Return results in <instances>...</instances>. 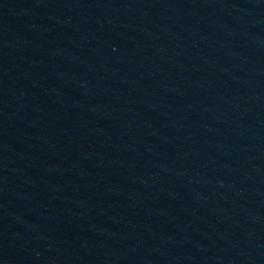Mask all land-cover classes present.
I'll use <instances>...</instances> for the list:
<instances>
[{
    "label": "water",
    "instance_id": "water-1",
    "mask_svg": "<svg viewBox=\"0 0 264 264\" xmlns=\"http://www.w3.org/2000/svg\"><path fill=\"white\" fill-rule=\"evenodd\" d=\"M0 210L41 264H264V0H0Z\"/></svg>",
    "mask_w": 264,
    "mask_h": 264
}]
</instances>
